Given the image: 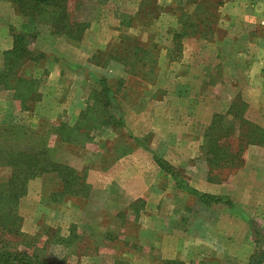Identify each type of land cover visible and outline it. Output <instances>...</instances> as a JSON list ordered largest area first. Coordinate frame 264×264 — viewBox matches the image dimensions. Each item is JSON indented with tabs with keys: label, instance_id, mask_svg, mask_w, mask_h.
<instances>
[{
	"label": "rangeland",
	"instance_id": "rangeland-1",
	"mask_svg": "<svg viewBox=\"0 0 264 264\" xmlns=\"http://www.w3.org/2000/svg\"><path fill=\"white\" fill-rule=\"evenodd\" d=\"M140 2L142 4L138 10L132 13L135 7H132L134 5L130 0H68L71 18L89 21L78 42L81 50L76 52L74 48H69L70 43L64 38L52 35L47 25L40 24L35 31L37 37L29 45L33 50L29 56L35 60L25 64L36 66L34 74L26 78L36 81L33 87L36 92L30 97H39V101L23 109L12 92L0 90V124L28 128V134L45 131L46 147L52 159L84 174L85 182L90 187L86 196H62L59 181L53 174H44L26 183V193L17 204L22 237L9 239V242L15 249L35 252L47 264H223L222 259L210 252L214 244L206 243V240L205 244L200 245L206 249L201 255L194 253L190 244H172L173 236H181V232L187 236V229L181 223L178 227H171L170 211L159 210L162 204L171 203L172 196L167 192L166 196L158 198V190L170 191L172 180L167 175L159 174L160 170L154 166L152 157H164L171 162L179 153L173 146V137L164 118L159 116L155 119L153 112L147 115L144 109L148 103L161 100L165 90L171 91L176 87L171 83V71L160 77L159 83H155L159 50L166 46L168 40H164V35H158L160 32L155 24L159 11L157 0ZM34 29L27 18L18 15L5 0H0V68L3 52L12 45V34H33ZM183 32L188 33L174 31V34ZM215 32L216 36L220 34L219 31ZM191 33L195 35L191 31L188 34ZM187 37L183 35L177 38L178 46L170 50L166 60L182 58L180 47ZM49 52L50 57H45ZM142 55L149 63L145 68L137 61ZM54 61L62 69L61 73L67 74V79L75 76L81 78L82 82L75 86L44 88V82L50 80L47 78L49 72L56 65ZM76 62L80 68L75 69ZM145 71L150 78L148 83H141L139 80ZM209 73L210 70L207 75ZM208 76L217 80L219 73ZM101 78L108 81L113 91H118V106L113 108L122 114L124 126L117 130L102 128L92 131V140L86 141L82 147L60 144L54 135L46 131L56 123L58 126H73L78 116L72 115L76 108L80 107V112L85 108L99 110L94 95ZM207 86H215V90L207 89ZM221 86L194 83L192 89L210 93L211 96H224L220 91L224 89L227 95L234 93L233 83ZM57 99H62L60 105ZM219 101L211 99L212 109L222 108L218 105ZM62 106L69 107L67 115L59 114ZM225 115H211L209 125L199 132L202 139L195 156L188 158L192 153L183 149L185 152H180V163L172 166L179 181L186 187L188 181L194 188L218 187L223 182H229L228 177L236 170L210 166L212 155L206 153L204 140L206 133H211L212 129L224 128L220 143L229 154L235 152L237 146H241L243 153H246L248 146L260 139L249 123L239 122L242 112L235 119L225 118ZM212 120L214 125L209 129ZM92 121L85 120L83 125H91ZM140 144L145 149L138 146ZM128 156L132 157V161L120 164V160H127ZM7 175V168L0 167V178ZM183 200L186 202V199ZM195 202L193 200L195 208H200ZM155 205L160 206L157 211ZM221 207L212 206L199 211L200 219L206 216L204 224L199 222V225L190 227L189 237L213 238L218 233V223L214 220L223 216L224 219L229 218L231 227L235 219L242 220L253 242L262 239V236L255 238L252 235L249 223L255 222V217L236 208ZM161 215H166L162 229L157 221H160ZM258 222L255 223L259 227ZM226 230L228 233L225 236L231 237L236 229ZM178 247L184 248L182 257L187 262L179 261V256H174L178 253ZM200 256L202 258L198 261L196 258ZM224 263L237 264L228 259Z\"/></svg>",
	"mask_w": 264,
	"mask_h": 264
},
{
	"label": "crops",
	"instance_id": "crops-1",
	"mask_svg": "<svg viewBox=\"0 0 264 264\" xmlns=\"http://www.w3.org/2000/svg\"><path fill=\"white\" fill-rule=\"evenodd\" d=\"M130 2L134 5L132 7H135L132 12L134 13L141 2L140 0H130ZM156 6H159L158 17L155 20L157 31L160 32L158 35L160 37L164 35V40H168V43L160 50L158 48L160 51L157 60L158 77L155 83H159V78H163L171 71V83L176 88L171 91L165 90L161 100L148 103L144 114L153 112L155 119L159 116L164 118L173 137V146L178 149L179 154L173 158V161L169 162L162 157L163 160H166L170 166H176L180 163V152L182 154L185 151L192 153L188 158H193L201 145L202 134L199 132H203L209 125L211 115L226 114L231 102L237 97L246 103L244 119L264 133V0H157ZM174 31L196 33L186 34L188 37L182 40L180 47L182 58L168 61L167 54L170 55V50L174 48L172 42ZM215 31H219L220 34L216 36ZM68 43H70L69 48H74L76 52L81 50V44ZM45 57H50V52L46 53ZM54 64L56 65H53L54 68L47 76L50 80L44 82V88L50 89L58 85L75 86L82 82L81 78L75 76L67 79V74L61 73L62 69L55 61ZM74 65L75 69L80 68L77 62ZM35 68V65H25L21 69V74L29 77L34 74ZM209 70L211 74L219 73V78L212 80L211 76H208L210 73L207 75ZM68 80L69 83H66ZM194 83L215 84L219 87L233 83L234 93L227 95L224 89L220 90L225 94L224 96L222 94L211 96L207 92L194 91L192 89ZM207 89L215 90V86H207ZM212 98L221 100L218 105L222 108L212 109ZM61 100L57 99L58 105L61 104ZM80 110V107L76 108L72 115L77 116ZM66 112H69V107L67 109L66 106H62L59 109V114L67 115ZM241 158L242 166L228 177L229 182H223L218 187L194 188L188 181V187L200 194L228 200L232 205L231 208L239 209L259 220L260 223L254 219L264 232V137L260 143L248 146ZM124 159L120 160V164L132 161L130 156L127 160ZM154 166L157 167L155 163ZM122 169L126 170L125 167ZM159 174L166 175L161 171ZM171 185L172 187L168 189L170 191L164 189L158 190L160 193L155 191L158 198L166 196L167 192L172 196L170 204H162L161 207L155 205L156 211L159 207L162 212L170 211L171 227H178L181 223L187 229V236L183 232L181 236L174 235L171 243L190 244L193 246L192 251L201 255L206 249L200 245L205 244L206 240V243L214 244L210 252L213 251L218 259H222L223 264L227 259L234 260L237 264H247L250 256L255 252V244L242 220L235 219L231 227L229 218L219 217L214 220L218 223L217 235L213 238L211 236L202 239L191 238L190 227L199 225V222L204 224L203 219L206 218L205 216L200 219L199 211L212 206L224 208V204H205L189 189H180L173 181ZM183 199H186V202ZM193 200H196L195 204L201 207L195 208ZM163 218L166 220V215H161L160 221L157 219L160 229L165 226V223H162ZM227 228L236 229L231 237L225 236V233H228ZM184 252V248L178 247V253L174 256H179V261L187 262L185 257H182ZM201 258L202 256L196 259L199 261Z\"/></svg>",
	"mask_w": 264,
	"mask_h": 264
},
{
	"label": "trees",
	"instance_id": "trees-1",
	"mask_svg": "<svg viewBox=\"0 0 264 264\" xmlns=\"http://www.w3.org/2000/svg\"><path fill=\"white\" fill-rule=\"evenodd\" d=\"M5 1L13 7L18 15L27 18L35 28L33 34L22 32L12 34V46L3 52V63L0 68V90L12 92L20 107L28 109L31 103L39 101V97H30L36 92L33 87L37 83L34 79L23 76L21 69L27 62L35 60L29 56L33 53L29 45L37 37L35 32L37 26L45 24L49 27L52 35L62 37L68 42L78 43L83 32L88 28L89 21L72 19L68 13V0ZM183 35L186 34L184 32L174 34L172 41L174 47L178 46L177 38ZM137 61L141 63L140 66L143 68L149 66L148 60L143 55ZM144 73L139 82L148 83L147 80L150 77L147 71ZM98 86L99 89L95 92L94 100L98 102L101 110L85 108L79 112L73 126L63 124L58 126L56 123L46 132L54 135L60 144L82 147L86 141L92 140V131H98L102 128L111 130L122 128L124 126L122 114L115 112L113 108V106H118V91H113L105 78L99 79ZM245 109L246 104L237 97L230 104L224 117L235 119L239 112H242L238 118L239 122L248 124L249 122L243 117ZM215 118L223 119V117ZM89 119L93 120L92 124L83 125V121ZM94 122H98V124ZM213 125L214 120H212L209 129ZM248 125L253 128V132L259 134L260 139L255 143H260L264 133L251 123ZM214 130L215 128L211 130V133H206L204 140L206 153L212 155L210 166L220 169H237L242 166L240 155L243 154V151L241 146H237L235 152L227 153L225 147L220 143L224 128L219 127L216 128V131ZM45 140V131L28 134V128L0 124V167L7 168L8 171L7 176L0 178V264H47L35 252L15 249V246L9 242V239L22 237L20 232L21 219L17 213V204L25 195L26 183L30 179L44 174H53L59 181L60 195L62 196H86L90 188L85 182L84 174L79 173L69 165L52 159ZM142 148L145 149L143 146ZM152 158L159 170L168 175L178 188L189 189L205 204H224L231 208L230 202L224 198L200 194L186 187L182 181H179L172 166L159 157L153 156ZM249 225L252 229V235L255 238L262 236V239H260L261 241L259 239L254 240L255 252L250 256L247 264H263L264 232L253 221Z\"/></svg>",
	"mask_w": 264,
	"mask_h": 264
}]
</instances>
